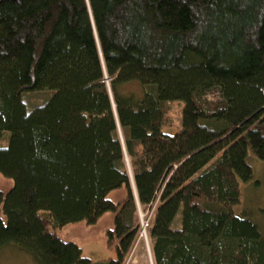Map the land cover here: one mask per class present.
I'll use <instances>...</instances> for the list:
<instances>
[{
  "label": "trees",
  "instance_id": "1",
  "mask_svg": "<svg viewBox=\"0 0 264 264\" xmlns=\"http://www.w3.org/2000/svg\"><path fill=\"white\" fill-rule=\"evenodd\" d=\"M44 91L29 111L23 96ZM5 135L0 251L126 264L153 212V264H264L258 226L234 213L250 153L264 161V0H0ZM106 214L114 260L57 235Z\"/></svg>",
  "mask_w": 264,
  "mask_h": 264
},
{
  "label": "rangeland",
  "instance_id": "2",
  "mask_svg": "<svg viewBox=\"0 0 264 264\" xmlns=\"http://www.w3.org/2000/svg\"><path fill=\"white\" fill-rule=\"evenodd\" d=\"M138 89L137 86H129L125 89L127 93H133ZM49 91L26 93L23 96L29 111L44 105L51 97ZM184 105L182 103L171 104L169 114L170 125L165 128V132L174 134L181 129L182 112ZM8 135L0 140V148L8 145ZM249 164L254 172V181L249 184H241V203L234 208V213L240 218H248L255 223L264 238V161L258 160L250 153ZM14 183L0 175V189L6 194L11 190ZM125 197V191H117L109 196L112 202H118ZM153 212L141 213V229L138 238L131 250L126 264H153L151 259L152 249L148 236V228L144 231L143 223L151 220ZM246 214V215H245ZM153 218V217H152ZM114 216L106 214L96 226L87 227L84 223L68 225L59 230L57 235L65 242L77 244L83 252V256L93 263L116 259L115 252L107 247L106 232L112 228ZM181 214L178 215L175 223L179 227ZM145 232V233H144ZM0 264H36V262L27 254L12 250L0 251Z\"/></svg>",
  "mask_w": 264,
  "mask_h": 264
},
{
  "label": "built area",
  "instance_id": "3",
  "mask_svg": "<svg viewBox=\"0 0 264 264\" xmlns=\"http://www.w3.org/2000/svg\"><path fill=\"white\" fill-rule=\"evenodd\" d=\"M143 227H144V231L146 232L147 228L149 227V221L146 224L143 223Z\"/></svg>",
  "mask_w": 264,
  "mask_h": 264
},
{
  "label": "water",
  "instance_id": "4",
  "mask_svg": "<svg viewBox=\"0 0 264 264\" xmlns=\"http://www.w3.org/2000/svg\"><path fill=\"white\" fill-rule=\"evenodd\" d=\"M152 259V258H151ZM153 263V262H152Z\"/></svg>",
  "mask_w": 264,
  "mask_h": 264
}]
</instances>
